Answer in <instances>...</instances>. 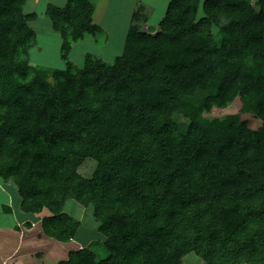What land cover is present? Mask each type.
Instances as JSON below:
<instances>
[{"label":"trees","instance_id":"1","mask_svg":"<svg viewBox=\"0 0 264 264\" xmlns=\"http://www.w3.org/2000/svg\"><path fill=\"white\" fill-rule=\"evenodd\" d=\"M27 2L0 0V155L19 159L0 179L14 175L26 214L39 212L33 195L45 197L39 221L60 242L81 230L66 202L94 205L103 222L95 249L58 264H184L191 252L203 264H264V75L245 64H264V0H172L158 25L134 35L136 59L89 55L54 82L28 63L38 15ZM95 5H47L64 60L86 36L104 40ZM213 80L194 121H175ZM247 98L257 100V128L204 116ZM85 157L98 163L88 180L77 172Z\"/></svg>","mask_w":264,"mask_h":264},{"label":"rangeland","instance_id":"2","mask_svg":"<svg viewBox=\"0 0 264 264\" xmlns=\"http://www.w3.org/2000/svg\"><path fill=\"white\" fill-rule=\"evenodd\" d=\"M49 0H28L27 6H26V12L35 11L38 15L36 21H35V32L36 37L33 45H31L28 50V63L31 67L40 68L44 71L45 78L48 79L50 82H54V72L57 70H62L63 72H66L71 65H75L77 67H86L87 57L90 56H97L98 58H101L105 62L113 63L117 57H121L123 59H136L138 48L133 42L134 35L141 30H143L142 27H140L142 24H144V20H146L147 15L143 12H135L132 15V21L133 24L126 25V23H123V14L120 21L111 26L102 25L101 27L104 29L106 36L104 37L103 41L102 37H94L92 35L86 36L83 40L75 43L70 51L69 57L67 60H64L61 49L64 44L63 36L60 32L53 29V26L51 24V19L47 15V5L51 2H46ZM55 2H51L53 4H56V2L61 3L60 7H64V5L67 3V1H61V0H54ZM95 3V0H93ZM158 6L160 7L163 3V0H156ZM157 6L156 12L152 15L151 22L149 24H157L155 23L159 13L161 12L160 8ZM203 11L201 12L202 15ZM75 21H72L69 23V26H74ZM105 35V34H104ZM106 39V40H105ZM99 41V42H98ZM246 68L254 77L256 75H264V64H261L257 61H254L252 58L246 59ZM218 82L213 80L209 81L207 88L198 92L194 98L193 103L194 107L191 110H184L180 108L176 115L174 116V120L180 123H187L190 124L194 121L196 115L198 114L199 110L202 108L204 103L206 102V97H209L210 95L216 94L217 88H218ZM256 99L253 98H247V99H236L231 105L220 109L217 107H213L211 112L204 113V116L209 120H223V119H230V118H242L243 120L249 121L251 128H257L259 121L257 120V115L255 112V106H256ZM77 137H80L77 135ZM73 144L71 143V140H69V143L72 144V146L79 147L81 145V140L78 139L76 141L73 140ZM4 157H1L0 155V169H7L8 167L6 165L11 163V160L16 159V161H19L18 158H11L8 155H3ZM16 164V162H15ZM98 167V163L96 160L85 157L82 163L79 165L78 168V174L83 179H91L94 176V173L96 171V168ZM1 171V170H0ZM7 179L2 180L6 185H8L10 188L7 189V192L9 191L10 194V201L12 200V206L13 208L19 212L21 209V201L23 200L22 195H19L18 193V186L16 181L14 180V175L10 172L7 173ZM2 178V177H1ZM1 180V179H0ZM5 180H8L9 182H6ZM246 187H250V184H245L243 186V189H246ZM3 190V188H2ZM247 194L245 195V198L242 196V203H245L246 206H249L251 204L250 202V188L247 190ZM3 192H0V197L2 196ZM252 200V199H251ZM31 203L34 205L39 206V212L37 214H40L41 216H46L47 212H49L47 209H45V205L43 202L45 201L44 196L40 195H33L31 198ZM253 201H256L254 199ZM74 203L78 204L74 201ZM66 207H69L68 209ZM76 206L68 205V202H66L62 210L64 212H75L73 209ZM22 210V209H21ZM81 212V214H80ZM75 218H77L80 222V226L82 227V237L83 239L87 240L90 237V230H96L99 229L103 222L100 218H98L95 215V207L94 205L90 204L88 206H78V213L73 214ZM31 219L39 220L41 217H39L36 214L29 215ZM8 215L1 214L0 213V223L1 222H8ZM256 218V217H255ZM15 220V219H14ZM19 220L17 221V223ZM22 227V223H20ZM100 231V230H99ZM101 239L104 240V234L100 232ZM0 240H4L2 238V235H0ZM97 240V241H99ZM45 241V240H44ZM57 241V240H56ZM55 239H51L47 242L45 245L44 242L39 243V248L43 250V254H47V259H49V262L47 264L53 263V260H56L57 258H61L62 256H65L64 249L62 247H65L67 245H63V243L56 242ZM65 243V242H64ZM101 246H103V242H100ZM34 244V241H33ZM41 244V247H40ZM14 245V242L12 240V246ZM38 245V244H37ZM95 249V245L91 243L89 246H82L79 249L81 251H84L88 247H92ZM12 247L9 244L8 249L10 250ZM105 248V246H104ZM45 252V253H44ZM99 257H103L102 253L98 254ZM49 257V258H48ZM56 258V259H55ZM38 264H41V261H37ZM184 264H203L201 261V258L195 255L193 252L189 253L184 258Z\"/></svg>","mask_w":264,"mask_h":264},{"label":"crops","instance_id":"3","mask_svg":"<svg viewBox=\"0 0 264 264\" xmlns=\"http://www.w3.org/2000/svg\"><path fill=\"white\" fill-rule=\"evenodd\" d=\"M49 1L55 2L54 0ZM63 1L65 2L67 0ZM171 1L172 0H163L162 5L159 7L156 0H95L96 5L93 13V22L99 26L115 25L120 21L123 14V23H126L128 27V25L133 24V13L143 12L147 17L146 20H144V24L140 26L143 28L141 31H148V27L152 25L149 23L151 22L152 15L156 12L157 6L161 10L155 22L158 25L165 16L168 5ZM56 3L58 6L61 5L59 2ZM202 11L203 10H201V12ZM201 12L199 15L203 16L204 11L202 15ZM9 188L8 185L0 180V192H3L0 197V213L3 215L7 214L9 217L8 222L0 223V235L4 238V240H0V264H38L37 261H41V264H47L50 258L48 257L49 259H47V254L45 252V255L43 254V250L39 248V243L44 242L46 245L48 241L51 239L54 240V238L45 234L42 225L40 224V219H31L29 215L32 214H26L21 209H19L20 211L18 212L16 208H13L12 200L10 201L9 191L7 192V189L9 190ZM71 206H76L73 211H75L74 214H77L79 204L72 202ZM66 208L68 209L69 207ZM36 215L42 218L40 214ZM18 220L19 222L17 223ZM27 220H30L35 225L31 224L26 226L24 222ZM20 223H22V227ZM82 230L81 227L77 237L71 241L64 243L58 240L56 241L55 239L56 242L67 245L62 247L66 257L62 256L61 258H55L56 260H53V263L51 262L50 264H58L60 260L67 259L71 251L81 250L79 249L80 247L89 246L91 243L97 241V239H101L99 229L90 230V237L87 240L83 239ZM12 240L14 242L13 246ZM9 244L12 247L10 250L8 249Z\"/></svg>","mask_w":264,"mask_h":264}]
</instances>
